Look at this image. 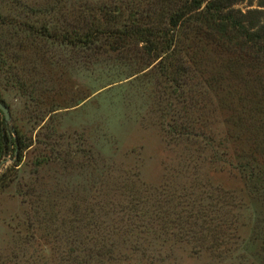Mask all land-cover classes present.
Returning <instances> with one entry per match:
<instances>
[{
    "label": "rangeland",
    "instance_id": "obj_1",
    "mask_svg": "<svg viewBox=\"0 0 264 264\" xmlns=\"http://www.w3.org/2000/svg\"><path fill=\"white\" fill-rule=\"evenodd\" d=\"M171 6L0 0V101L21 140L19 155L0 160V264H239V253L224 260L170 233L162 242L135 230L138 218L125 211L132 196L185 214V189L193 199L220 188L248 204L242 220L254 219L238 235L248 261L260 255L264 55L193 23L171 66L185 64L189 78L173 84L165 55L114 35L143 10L141 23L166 32ZM234 9L264 12L259 0ZM87 35L95 38L86 45Z\"/></svg>",
    "mask_w": 264,
    "mask_h": 264
},
{
    "label": "trees",
    "instance_id": "obj_2",
    "mask_svg": "<svg viewBox=\"0 0 264 264\" xmlns=\"http://www.w3.org/2000/svg\"><path fill=\"white\" fill-rule=\"evenodd\" d=\"M159 1L163 5L170 4V6H173H171L172 11L168 13L167 24L169 28L166 32H161L158 22L141 23L140 19H143L142 17L150 16L148 12L143 10L142 13L137 11L135 14L140 16L139 18L133 20L134 17L132 16L133 21L130 20L128 26L116 30L114 35L119 38L131 36L139 38L145 44L147 54H155L156 59L158 53L165 55L159 62L163 69L162 74L165 78H172L170 82H173V84L185 86L186 80L189 78L190 68L185 64L181 63L175 68L171 66L172 60L176 56L175 53H181V49H178L180 46L179 37L193 23L205 21L211 24L212 30H215L219 37L226 38L229 43L235 40L239 48H248L264 55V12L255 10L243 14L239 9H234V6L243 0ZM259 4L260 7L264 8V0H259ZM101 31L100 27H96L98 34H102ZM93 38H95L94 35H87L83 38V43L90 44ZM181 76L184 80L180 79ZM0 116L1 160V156H7L10 151H13V157L17 156V152L19 155L21 140L13 138L11 129L2 118L1 112ZM215 191L217 194H213V191H211L205 194V197L194 196L191 199L190 193L185 189L183 196L187 198V204L191 207L185 214H180L179 211L171 212V214L166 213L164 205L162 206L164 200L157 201L156 199L146 207L144 206L146 202L144 199L133 196L129 202L130 207L125 211L129 216L133 215L132 217L135 220L138 218L140 223L135 225V230L139 229L148 233V235H155L157 238L159 236L160 239L162 238V242L166 241L164 236L170 233L175 236L174 240L177 243L187 246L194 245L198 248L197 250L210 251L221 259H224L225 255L232 259L236 253H239V255L241 254L239 264H264V246H260V255L255 254L257 257L253 258L252 261H248V247L246 242L240 240L238 235L239 226L245 227L254 219L253 214L249 217L248 222L242 220L244 213L250 209L249 205L220 188H215ZM215 198L216 201H214ZM257 223L253 226V233L260 232V240L264 241V219H260V222ZM76 229L78 227L73 231H76ZM100 243V247L108 253L116 248L115 245L105 240H101ZM74 252H77V249L71 253Z\"/></svg>",
    "mask_w": 264,
    "mask_h": 264
},
{
    "label": "water",
    "instance_id": "obj_3",
    "mask_svg": "<svg viewBox=\"0 0 264 264\" xmlns=\"http://www.w3.org/2000/svg\"><path fill=\"white\" fill-rule=\"evenodd\" d=\"M0 112L3 114L4 116V120L6 123H9L11 121L10 118V113L7 109V107L0 101Z\"/></svg>",
    "mask_w": 264,
    "mask_h": 264
}]
</instances>
